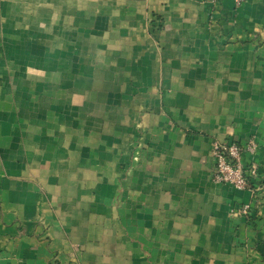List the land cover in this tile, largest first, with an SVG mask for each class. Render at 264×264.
<instances>
[{
  "label": "crops",
  "instance_id": "crops-1",
  "mask_svg": "<svg viewBox=\"0 0 264 264\" xmlns=\"http://www.w3.org/2000/svg\"><path fill=\"white\" fill-rule=\"evenodd\" d=\"M0 264H264V0H0Z\"/></svg>",
  "mask_w": 264,
  "mask_h": 264
},
{
  "label": "built area",
  "instance_id": "built-area-1",
  "mask_svg": "<svg viewBox=\"0 0 264 264\" xmlns=\"http://www.w3.org/2000/svg\"><path fill=\"white\" fill-rule=\"evenodd\" d=\"M244 0H233L235 5H240ZM258 144L254 137L240 145L234 142L227 143L215 141L212 144V157L214 159V170L212 180L217 183H224L236 189H247L255 194L256 187L252 186L250 177L257 174V167L253 164L245 165L243 153H254ZM250 204L245 203L233 209L241 216H247Z\"/></svg>",
  "mask_w": 264,
  "mask_h": 264
}]
</instances>
